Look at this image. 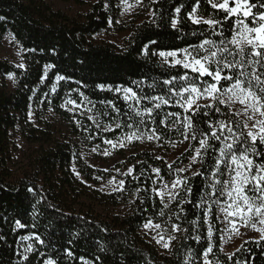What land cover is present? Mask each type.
I'll list each match as a JSON object with an SVG mask.
<instances>
[{
	"label": "trees",
	"instance_id": "1",
	"mask_svg": "<svg viewBox=\"0 0 264 264\" xmlns=\"http://www.w3.org/2000/svg\"><path fill=\"white\" fill-rule=\"evenodd\" d=\"M73 1L79 5L86 3V0ZM106 3L108 7H105ZM195 4L196 0H158L156 4L143 0L145 10L150 9L155 15L148 21L123 28L122 31L129 30L130 35L122 47L116 48L110 44H94L90 39L107 30L110 19L117 18V0H95L80 19H71L54 11L44 0H0V17H3L0 19V44L5 35H11L22 50L25 65L19 68L0 60V264H43L47 258L54 259L57 264H82L81 257L90 264H185L186 260L188 264H203L202 253L208 246V225L203 220L206 205L200 208L194 205L207 199V193L211 191L207 185L214 163L213 153L209 152L205 157L203 166H195L202 176L193 177L191 171L182 174L190 178L193 193L187 199L191 203L178 205V201H173L164 208L153 191L157 175L152 168H159V177L168 181L174 180L177 173L170 171L162 159L147 151L132 156L121 154L120 171L134 167L133 175L137 179L120 176L113 170H95L84 163L72 140L57 138V131L44 121L42 114L43 109L51 108L73 136L89 145L103 146L105 140L129 132L126 125L133 123L132 113L119 95L108 90L109 87H132L141 96L164 95L163 80L180 75L184 70L169 67L153 53L184 48L199 43L204 38L202 32L208 35L210 30L206 25H194L188 19L187 14ZM177 7L181 8L178 15L174 12ZM198 14L205 18L223 15L212 9L207 0H200ZM174 16L180 21L177 29L171 27ZM208 38L218 39L210 35ZM46 64L55 67L47 71V79L41 82ZM9 74L15 78L13 91H8L5 82ZM57 74L67 79L57 82ZM152 84L155 88H149ZM53 85L55 92L51 90ZM98 85L105 87L102 90ZM65 99L89 103L104 125L119 123L121 128L97 129L87 118L80 120L78 128L61 107ZM102 101H113L120 112ZM143 106L151 105L145 100ZM31 110L38 126L28 118ZM170 111L181 110L174 103L162 106L156 116L157 123L146 118L147 127L140 129L147 132L149 128H157L162 136L158 141L166 150L172 147V142L177 144L183 139L178 132L159 125V119ZM210 118L219 117L213 114ZM200 120L197 117V121ZM200 127L206 129L207 126L201 123ZM13 131H17L26 143L37 146L28 168L18 178L13 177L9 168ZM94 136L98 138L89 143ZM190 144L195 146L197 142ZM192 152L193 147L189 146L188 151L173 163L174 169L188 164ZM72 166L80 173L81 180L72 172ZM112 177L125 182L123 191L103 194L86 185L98 186ZM186 196L182 192L180 200H185ZM161 209L162 216L159 214ZM216 211L209 216L213 225V252L209 254L212 264L217 261L235 264L237 259L264 264V241L261 246L248 241L236 252L233 261H227V256L220 251V224L215 218ZM149 219L160 224L166 234L175 237L167 250H159L141 235L140 230ZM16 220L25 227L15 228ZM194 220L197 221L195 225ZM173 223L180 225V231H172ZM23 236L30 239L21 240ZM36 236L44 243H39ZM29 243L35 251L26 253L29 260L23 261L20 254ZM65 249L71 250L73 255L67 256ZM41 252L44 256L39 255Z\"/></svg>",
	"mask_w": 264,
	"mask_h": 264
},
{
	"label": "snow or ice",
	"instance_id": "2",
	"mask_svg": "<svg viewBox=\"0 0 264 264\" xmlns=\"http://www.w3.org/2000/svg\"><path fill=\"white\" fill-rule=\"evenodd\" d=\"M151 2L156 4L158 0H151ZM120 3L125 12L136 5L143 6V0H136V5L129 4L128 0H120ZM207 3L217 13L223 15H209L207 18L199 15L200 0H196V4L187 15L192 24L206 25L210 30L208 35L202 32L201 36L204 38L200 39L199 43L190 44L184 48L153 53L169 67L179 66L184 70L180 75H173L163 80L164 95L141 96L132 87L124 86H116L114 89L109 87L108 90L122 93V99L132 113L133 123L126 125L130 131L125 133L122 140H118L120 147L126 146L125 141L132 143L134 140L143 138L148 141L160 140L162 136L158 134L157 128H149L147 132L140 129L147 127L146 118L154 124L157 123L158 110L162 106L173 103L181 111L164 113L159 119V125L168 128L169 131L178 132L183 137L179 141L181 145L185 141L197 142L195 146L189 145L193 147V152L187 166L174 169L173 164H168L169 170L177 173L171 187L164 184L163 189H153L155 195L161 197L164 208H167L168 204L173 201H178V205H183L185 202L191 203V200L187 199L193 193V188L189 186L190 178L179 174L191 171L193 177L202 176L203 173L195 169V166L197 164L203 166L205 157L209 152L213 153L214 163L210 167V183L207 185L211 191L207 193V199L194 205L197 208L206 205L203 220L204 224L208 225V246L202 255L203 264H212L208 259L209 254L213 252V225L209 221V216L213 215L214 210H218L215 212L216 220L226 224L222 231L228 234L229 238L233 235L243 238L244 234L240 228L244 227L259 233V237L255 239L258 246H261V241H264V0H255V2L253 0H207ZM105 7H108L107 3ZM174 12L178 15L181 8H175ZM151 15H155V12ZM119 22L116 21V23ZM179 22L174 16L171 20V27L177 29ZM111 23L110 19L109 24ZM226 24L228 25L227 30L225 29ZM209 35L218 39L208 38ZM17 66L25 67L23 63ZM54 67L52 64L44 66L45 74L41 76V82L47 79V71ZM9 78H12V74H9ZM55 79L59 82L67 78L57 74ZM155 86L152 84L149 88H155ZM97 87L103 90L105 86L98 85ZM51 90L56 91L55 85ZM145 100L151 106L141 107ZM101 103L107 104L117 113L120 112L113 101H102ZM68 104L72 105L69 111L82 107L72 99L66 100L61 107ZM213 114L219 118H210ZM32 115L33 113L29 111L30 121ZM136 117L139 119H134ZM197 117L201 118L199 122ZM88 119L93 120L94 117L89 115ZM169 121H171L170 124ZM201 123L207 126L206 129L200 127ZM97 126L99 127V124ZM115 127L121 128V124L117 123ZM112 130L111 125H104V131ZM104 143L113 148L117 146V142L112 140H105ZM172 143L175 147L176 142ZM183 151H188V148H184ZM103 154L109 155L110 153L105 150ZM156 158L163 159L160 156ZM73 171L77 178L82 179L75 168ZM134 171V167H129L123 175L137 179L133 175ZM152 172L157 176L160 175L159 168H152ZM113 182L109 180L108 183ZM118 183L119 187L114 191H123L125 182L120 180ZM182 192L187 194L185 200H180ZM165 195L168 198L167 202L163 199ZM180 211L183 212L184 208L181 207ZM159 214L161 216L164 214L163 209ZM192 223L195 225L197 221L194 220ZM23 227L25 225L19 220L15 221V228ZM143 227L146 230L160 229L161 225L153 224L149 219ZM171 228L173 232L180 231L178 224L173 223ZM29 239L28 236L21 237V240ZM35 239L41 244L44 243L39 236ZM174 239V236H169L165 241L163 235H160L156 243L168 249L171 240ZM196 239L199 240L200 237ZM244 243L248 241L245 240ZM242 249L243 244L234 252H227V261H233L236 252ZM34 251L33 245L29 243L20 254L21 259L28 261L29 256L26 253ZM65 253L69 257L73 255L69 249H65ZM39 255L44 256V253L41 252ZM80 259L82 264H90L83 257ZM43 264H57V262L52 258H47L43 260ZM185 264H188L187 260ZM216 264L220 262L217 261ZM235 264H251V262L237 259Z\"/></svg>",
	"mask_w": 264,
	"mask_h": 264
},
{
	"label": "rangeland",
	"instance_id": "3",
	"mask_svg": "<svg viewBox=\"0 0 264 264\" xmlns=\"http://www.w3.org/2000/svg\"><path fill=\"white\" fill-rule=\"evenodd\" d=\"M45 3H47L54 11H60L64 15L68 16L71 19H80L83 16L87 14V12L90 9L91 4L95 2V0H86V3L83 5L76 4L73 0H44ZM129 4L136 5V0H128ZM117 9H118V16L117 18L112 21L111 25L109 24V27L107 30L100 32V34L93 35L91 37V41H93L94 44H110L116 48L122 47L124 41L129 37L130 31L125 30L122 31L123 28H128L131 25H138L140 22L148 21L151 18L152 11L150 9L145 10L144 6L136 5L134 8L130 9L129 11L125 12L123 10V5L120 3V0H117ZM116 21H120L119 23H116ZM160 58V57H159ZM161 59V58H160ZM171 59V58H169ZM0 60L8 62L13 64L15 67H18L20 63H22V50L19 47V45L16 43L14 38L7 34L4 36L1 44H0ZM167 65V64H166ZM179 67V66H177ZM5 82L7 85L8 91H13L15 87V78L12 76V78H9V75L6 76ZM116 93V92H115ZM120 96L122 99V93H116ZM68 99H65L62 104H65V101ZM123 100V99H122ZM124 101V100H123ZM81 104L82 107L79 109L69 111V109L72 108V105L68 104L65 107H62L64 111H66L72 119L74 120V124L78 127L80 126V120L82 118H87L91 115L94 117L93 120H90L93 126L97 129L104 130V123L102 122L100 118H98L92 111V108L88 105L89 103H78ZM51 108H46L42 110L44 121H46L49 125H52L55 130L57 131V138L62 139H70L76 144V146L79 149L80 156L85 164H87L89 167L99 170V171H109L113 170L114 173L120 174V176H123V173L127 171H120L122 168L123 160L121 159L120 155L124 154L125 156H132L133 154H136L138 152L147 151L151 153L153 156L157 157H163V161L168 165L169 163L173 164L185 151H183L184 148H189V141H185L184 144L177 143L175 147H172L169 150H166L163 148L161 143L158 140H152L148 141L146 138H143L141 140H134L132 143H128L125 141V147H120L118 140H122L124 138V135L116 137L112 141L117 142V146L113 148L111 145L104 143L103 146H98L96 144L89 145L88 143H81L69 130V127L64 123L54 112ZM91 111H88V110ZM33 113L31 122L38 126V123L35 119L34 112ZM89 120V119H88ZM77 121H79V124H77ZM99 124V127L97 126ZM117 123L111 125L113 130H116L115 127ZM80 128V127H78ZM88 135V133H85ZM12 141H13V151H12V158L9 165V168L12 172V175L14 178L20 177L21 173L28 168L30 159L37 149V146L31 145L25 142V140L21 137L17 131L12 132ZM90 138V137H89ZM98 138L97 136H94L93 138H90L89 143L94 142ZM93 149H96L93 151ZM107 150L110 154L104 155V151ZM189 164V163H188ZM186 164L185 166H187ZM185 166L181 167L184 168ZM73 168H75V171L77 172V169L75 166H72V172ZM79 173V172H78ZM80 174V173H79ZM183 173L179 174L182 176ZM76 176V174L74 173ZM77 177V176H76ZM81 177V175H80ZM177 177V176H176ZM174 178V180L176 179ZM81 180L80 178H78ZM109 180H113L114 182L112 184H109ZM121 179H117L115 177H112L106 182H102L101 185L94 186L92 184H86L91 190H97L100 193L103 194H112L120 191H114L115 188L119 187V181ZM156 188L163 189L164 184H168L169 188L171 187V183L173 180L168 181L161 179L159 176L156 178ZM158 198L161 200V197L158 196ZM164 201L167 202L168 198L165 195ZM170 204V203H169ZM111 211V209H110ZM218 211V210H217ZM218 221V220H217ZM154 224V223H153ZM220 224V251L221 249H224V251H221L223 254L226 255L227 252H234L237 247H240L241 244H245L244 241H255L259 237V233L253 231L250 228H244L241 227L240 231L244 234L243 238L231 236L229 238V235L224 233L222 230L226 227V224L222 221H219ZM141 235L143 238L148 241L149 243H152L155 245L159 250L165 251L167 249L163 248L161 244L156 243V239H159L160 235H163L164 240L167 241L169 236L165 233V230L161 227L160 229H145L144 227L140 230ZM153 237H156V239H153ZM163 243V241H162ZM210 260V258L208 257ZM211 261V260H210Z\"/></svg>",
	"mask_w": 264,
	"mask_h": 264
}]
</instances>
